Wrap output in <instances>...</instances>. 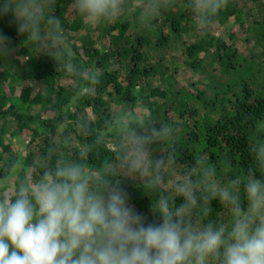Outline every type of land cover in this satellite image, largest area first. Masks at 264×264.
<instances>
[{
    "label": "clouds",
    "instance_id": "9594fccd",
    "mask_svg": "<svg viewBox=\"0 0 264 264\" xmlns=\"http://www.w3.org/2000/svg\"><path fill=\"white\" fill-rule=\"evenodd\" d=\"M186 2L196 29L205 34L229 5ZM55 5L56 0H0V17H12L22 46L50 56L57 72L80 82L73 97L79 99L91 94L102 72L73 61ZM175 6L176 0H71L69 9L96 27L125 15L147 23ZM10 43L0 32V55L9 54ZM103 124L93 128L88 116L78 124L93 135L95 146L116 141L111 158L98 167L83 152L61 156L68 140L56 137L38 159L6 165L0 175V264H264V127L257 125L249 138L247 171L221 180L204 155L176 173L174 149L154 154L155 145L178 134L171 123L129 107ZM121 176L140 181L157 219L149 221L129 204ZM213 201L227 209V220L211 218Z\"/></svg>",
    "mask_w": 264,
    "mask_h": 264
},
{
    "label": "trees",
    "instance_id": "16d2710c",
    "mask_svg": "<svg viewBox=\"0 0 264 264\" xmlns=\"http://www.w3.org/2000/svg\"><path fill=\"white\" fill-rule=\"evenodd\" d=\"M70 3L55 5L66 29L65 48L76 64L101 69L100 83L73 99L80 82L57 72L56 61L45 54L32 55L20 75L0 71V175L13 161L38 159L53 137L68 140L61 156L83 152L90 166L102 165L116 141L95 146L79 121L91 117L100 129L110 114L129 107L179 129L173 140L153 147L155 155L176 151V173L199 155L217 166L221 180L247 171L249 138L257 125L264 127V0H229L206 34L196 29L186 0L147 23L125 15L96 27L84 25ZM0 32L11 38V51L21 44L11 16L0 17ZM118 179L129 204L149 221L157 219L140 181ZM211 209V218L228 219L218 201Z\"/></svg>",
    "mask_w": 264,
    "mask_h": 264
},
{
    "label": "rangeland",
    "instance_id": "374dc122",
    "mask_svg": "<svg viewBox=\"0 0 264 264\" xmlns=\"http://www.w3.org/2000/svg\"><path fill=\"white\" fill-rule=\"evenodd\" d=\"M17 49V51H10L9 54L0 56V71L10 70L12 73L20 75V72L22 74L24 69L26 70L28 63L30 62L31 56L35 55V53H33L29 47L22 46V41ZM25 57H27V59H25ZM179 81L180 83L184 84L186 82V79L180 78ZM32 112L38 113L39 110L34 109L32 110ZM15 143L18 146L19 150L21 152L23 151L24 153L25 148L21 139L16 140ZM29 150L30 148H27V151Z\"/></svg>",
    "mask_w": 264,
    "mask_h": 264
}]
</instances>
